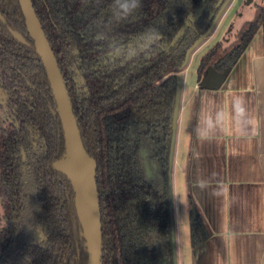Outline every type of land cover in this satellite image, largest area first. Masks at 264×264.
I'll list each match as a JSON object with an SVG mask.
<instances>
[{"label": "trees", "instance_id": "1", "mask_svg": "<svg viewBox=\"0 0 264 264\" xmlns=\"http://www.w3.org/2000/svg\"><path fill=\"white\" fill-rule=\"evenodd\" d=\"M227 1L139 0L125 16L121 0H32L97 164L103 264H175L180 79L171 73L185 67ZM26 29L19 1L0 0V95L11 119L0 118V264H88L75 193L57 165L65 154L57 104ZM260 31L264 40V5L231 44L201 58L199 80L210 66L233 67Z\"/></svg>", "mask_w": 264, "mask_h": 264}, {"label": "crops", "instance_id": "2", "mask_svg": "<svg viewBox=\"0 0 264 264\" xmlns=\"http://www.w3.org/2000/svg\"><path fill=\"white\" fill-rule=\"evenodd\" d=\"M198 67L183 80L171 153L178 222L191 225V241L174 244L175 264H264L262 32L218 90L199 88Z\"/></svg>", "mask_w": 264, "mask_h": 264}, {"label": "water", "instance_id": "3", "mask_svg": "<svg viewBox=\"0 0 264 264\" xmlns=\"http://www.w3.org/2000/svg\"><path fill=\"white\" fill-rule=\"evenodd\" d=\"M18 1L25 18L26 34L34 42L35 48L45 67L57 104V111L65 139V154L58 161L57 165L63 175L71 182L75 193L76 212L87 245L88 264H103L101 206L96 186L97 164L85 150L65 81L53 50L36 15L32 0ZM184 31L185 28L174 39L173 44L178 41ZM17 39L25 43L22 37L17 36ZM231 71V66L222 71H218L215 67L210 66L206 74L199 80L198 86L205 90H218L226 82ZM179 95L180 89L178 99ZM196 218L197 214L193 211L192 222L194 224Z\"/></svg>", "mask_w": 264, "mask_h": 264}, {"label": "rangeland", "instance_id": "4", "mask_svg": "<svg viewBox=\"0 0 264 264\" xmlns=\"http://www.w3.org/2000/svg\"><path fill=\"white\" fill-rule=\"evenodd\" d=\"M257 5L263 6L264 0H228L225 3L220 13L216 17L214 26L210 31V33L206 37H204L199 42L198 45H196L195 50L197 48H199V50L196 51L195 54H193V52L189 54L188 60L184 68L173 71L171 73L179 76L180 93L182 91L184 78L188 77L190 79L192 78L194 79V76L196 75V69L199 65L201 56L219 42L224 43V45H228L229 43H231L235 39V35L239 30V28L241 27V25L244 22L249 21L254 17L255 7ZM1 104H3V100L0 95V106ZM179 111H180V95L178 99L175 122L177 120ZM0 115L4 118V111L2 112L1 108H0ZM172 163L174 165L173 159L171 161V164ZM176 198H177V203H180L182 200V196L180 195V193H178V195L175 194L172 184L171 203H172V223H173V236H174L175 249L177 247L178 238L180 239V242H182V244L187 243L188 240L191 241V225L187 221V225L183 224L184 226L181 227L178 222L179 219L181 218L180 209L182 208V205H179L178 207L179 212L178 211L176 212V200H175ZM183 217L185 218L184 213H183ZM186 217H187V213H186ZM5 224L6 221L3 215V211L0 207V227L5 226Z\"/></svg>", "mask_w": 264, "mask_h": 264}, {"label": "clouds", "instance_id": "5", "mask_svg": "<svg viewBox=\"0 0 264 264\" xmlns=\"http://www.w3.org/2000/svg\"><path fill=\"white\" fill-rule=\"evenodd\" d=\"M139 6V0H121L120 8L122 13L126 16L135 11Z\"/></svg>", "mask_w": 264, "mask_h": 264}, {"label": "flooded vegetation", "instance_id": "6", "mask_svg": "<svg viewBox=\"0 0 264 264\" xmlns=\"http://www.w3.org/2000/svg\"><path fill=\"white\" fill-rule=\"evenodd\" d=\"M1 98H2V96H1ZM2 100H3V98H2ZM0 108L2 109V112L4 111V118L0 115V118H1V120H3V121H5L6 122V124H8L9 122H11V119L7 116V113H6V108H5V103L3 102V104H1V106H0ZM5 124V125H6ZM1 207V206H0ZM2 209V208H1ZM3 211V210H2ZM4 215V214H3ZM6 221V220H5ZM6 225V224H5ZM4 227V226H3ZM0 228H2V227H0Z\"/></svg>", "mask_w": 264, "mask_h": 264}]
</instances>
